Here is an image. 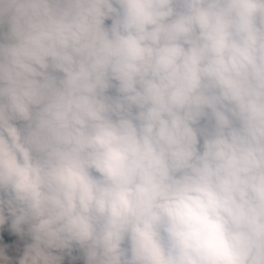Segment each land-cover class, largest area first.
<instances>
[{
  "label": "clouds",
  "instance_id": "clouds-1",
  "mask_svg": "<svg viewBox=\"0 0 264 264\" xmlns=\"http://www.w3.org/2000/svg\"><path fill=\"white\" fill-rule=\"evenodd\" d=\"M264 264V0H0V264Z\"/></svg>",
  "mask_w": 264,
  "mask_h": 264
},
{
  "label": "trees",
  "instance_id": "trees-1",
  "mask_svg": "<svg viewBox=\"0 0 264 264\" xmlns=\"http://www.w3.org/2000/svg\"><path fill=\"white\" fill-rule=\"evenodd\" d=\"M65 264H73V262L66 259Z\"/></svg>",
  "mask_w": 264,
  "mask_h": 264
}]
</instances>
